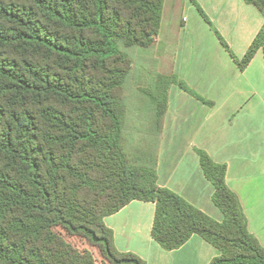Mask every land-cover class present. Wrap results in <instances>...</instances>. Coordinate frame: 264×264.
Segmentation results:
<instances>
[{
    "label": "trees",
    "instance_id": "obj_1",
    "mask_svg": "<svg viewBox=\"0 0 264 264\" xmlns=\"http://www.w3.org/2000/svg\"><path fill=\"white\" fill-rule=\"evenodd\" d=\"M243 1L264 19V0ZM164 2L0 0V264H145L118 252L103 222L133 201L154 204L164 251L196 235L219 253L209 264H264L224 165L196 151L221 223L157 184L169 87L211 105L158 74ZM258 50L264 59V23L244 57L231 56L243 71Z\"/></svg>",
    "mask_w": 264,
    "mask_h": 264
},
{
    "label": "crops",
    "instance_id": "obj_2",
    "mask_svg": "<svg viewBox=\"0 0 264 264\" xmlns=\"http://www.w3.org/2000/svg\"><path fill=\"white\" fill-rule=\"evenodd\" d=\"M194 2L210 25L190 0H180L175 16L172 5L166 15L163 11L159 35L172 42L169 75L211 105L176 85L169 87L157 184L221 223L223 215L212 203L214 188L196 153L205 152L226 167V185L239 199L250 234L264 247L263 52L258 50L243 71L231 56L244 57L264 19L243 0ZM154 208L133 201L104 218L118 252L131 253L145 264H209L219 256L196 235L181 248L164 251L151 237Z\"/></svg>",
    "mask_w": 264,
    "mask_h": 264
},
{
    "label": "rangeland",
    "instance_id": "obj_3",
    "mask_svg": "<svg viewBox=\"0 0 264 264\" xmlns=\"http://www.w3.org/2000/svg\"><path fill=\"white\" fill-rule=\"evenodd\" d=\"M180 0H165L164 4V15L168 13V9L173 8V15L177 14L178 11V3ZM175 20V19H174ZM134 53L140 52L137 49H134ZM172 53V42L170 39H165L163 37V33L161 32L159 35V38H157L156 46L154 48L153 56L158 60V74L162 76H168L169 75V61ZM58 232H61L60 230H56ZM65 239L76 249L78 250H84L87 249L93 253L95 256V259L99 261L100 257L98 256V253L91 247H89L86 242L80 238L75 237H68L64 236Z\"/></svg>",
    "mask_w": 264,
    "mask_h": 264
}]
</instances>
